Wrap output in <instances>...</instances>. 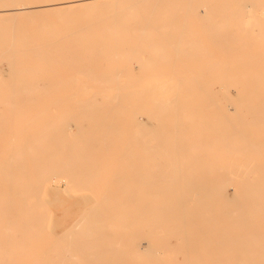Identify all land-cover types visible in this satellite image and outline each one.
<instances>
[{
  "label": "bare ground",
  "instance_id": "obj_1",
  "mask_svg": "<svg viewBox=\"0 0 264 264\" xmlns=\"http://www.w3.org/2000/svg\"><path fill=\"white\" fill-rule=\"evenodd\" d=\"M251 4L264 5V0H0V25L35 21L47 26L62 14L81 16L76 25L63 29L76 34L43 33L30 36L35 42L17 47L49 67H40L36 59L19 60L0 46V66L9 68L5 80L0 72V88L7 84L10 95L18 96L0 103L37 104L41 101L32 95H49L50 88L65 95L57 98L63 114L27 136L18 155L36 149L29 154L35 172L53 166L57 177L65 175V180H51L55 188L50 189L58 192L63 181L68 187L70 182L84 184L87 178L82 176L101 169L104 158L121 165L123 175L114 179L120 187L113 191L122 190L120 206L125 211L119 214L120 224L108 225L119 233L111 237L103 228L84 225L108 220L110 214L84 212L71 231L74 240L69 234L59 259L48 254L44 264H180L172 257L176 252L187 256L189 264H205L196 260L205 255L215 260L213 264H264V52H244L250 58L235 60L232 66L210 59L201 69L182 67L197 61L186 58L200 44L194 20L207 23L195 26L225 51L231 40L253 39L248 28L236 29L245 34L233 36L214 27L216 20L238 17ZM96 8L100 10L95 12ZM130 14L139 17L131 20ZM145 54L150 57L145 59ZM108 57L140 70L169 73L148 78L133 74L132 67L100 68ZM63 61L91 82L77 83V77L69 75L41 87L29 79L31 74L54 72L55 64L50 63ZM147 79L162 81L144 82ZM216 84L228 87L223 102L213 91ZM231 86L242 92L241 100L229 93ZM64 89L86 92L60 91ZM43 113L57 116L50 108ZM232 157L240 161L221 163ZM16 168L27 173L21 158ZM252 174L257 175L255 181ZM227 185H235L236 192L230 193ZM30 193L10 185L0 188V200L7 198L17 208L7 205L1 214L19 218L22 209L31 208L25 203ZM28 223L19 225V231H32L33 220ZM5 230L0 235V245L6 248L0 249V264L10 262L9 256L18 250L20 260L30 246L9 234L10 225ZM94 235L100 236L99 243L90 251ZM172 238L179 241L178 250L171 248ZM143 240L148 241L147 248L142 247Z\"/></svg>",
  "mask_w": 264,
  "mask_h": 264
},
{
  "label": "rangeland",
  "instance_id": "obj_2",
  "mask_svg": "<svg viewBox=\"0 0 264 264\" xmlns=\"http://www.w3.org/2000/svg\"><path fill=\"white\" fill-rule=\"evenodd\" d=\"M234 7L236 6H232L231 9ZM93 10L98 11L100 10V8H96ZM200 11L202 15L205 13L203 8H201ZM245 11L241 15H236L238 17H227L225 19H218V21L216 20V24L214 27L216 28V32L218 33L224 32L228 35L232 34L233 36H241L245 34L241 31H239L238 33L236 29H251L252 31L249 34L253 39L249 40L250 42H243L241 39L231 40L229 42V45L231 44L232 46H230L229 50L225 51L220 46L210 43L206 38L208 33H203L201 29L199 30L200 27L198 28V26H195L196 23L201 24L204 27H206L208 24L196 22L194 20V22L192 23V27L197 29L194 36L199 39L200 44H198L197 47L191 48L192 54L187 56L186 58L196 59L197 61L195 63H189L188 65L183 66L179 64L178 67L181 68L182 66L183 68L189 69H201L205 66L204 62L210 59L223 60L226 62L225 64L232 66L235 60L244 61L245 59L250 58L248 55H244V52H264V5L251 4ZM121 14L126 15L124 11L121 12ZM71 15L73 14H62V17H58L54 21H50V24L47 26H40L35 21L25 22L22 24H20L19 21L6 22L5 24L0 25V46L3 45L2 48H6L8 51L12 50V52L19 56V60L32 61L36 59V57L33 56L29 50L20 51L17 47L20 45L29 44L32 41L35 42V40H30V36H35L43 33L51 32L59 33L61 35L76 34L68 33L63 30L65 27L76 25L78 18L81 17ZM51 17H55V15ZM112 17H114V13H112ZM127 17L132 20L139 17V15L130 14L127 15ZM61 27L63 28L60 31H57V29ZM243 43L249 44L247 46H244ZM196 48L197 50H195ZM53 51L58 53L57 49H54ZM69 57H72V55L69 54L68 58ZM149 57V54H145L144 56L145 59H148ZM36 60L38 61L40 67L46 68V66H50L45 63L40 64V60ZM62 63L52 62L50 63L51 65L55 64V66H52V68H54V72H51L50 70L49 73L45 72L44 74L43 71V73L41 74L42 76L31 74L29 76V79H31V81L33 82H37L41 87H45V85H47L51 81H64L62 79V76L68 77L69 75L76 76L77 83L91 82L86 81L84 78H81L82 75H79L77 72H73V70H71L73 67H68V65L70 64H67V62H65V64L63 61ZM32 64L35 65L34 62H32ZM99 64L100 68L108 69H114L116 67L125 69L128 67H132L135 69L133 74L139 76L142 74L144 76H150L148 78H153V76H155L156 74L162 75L164 77L169 73V71L165 70L161 72L152 70H150L152 72L148 70H140L137 65H133L129 62L123 61H113L110 57ZM35 66H37V64ZM0 70H2L0 72L2 73V77L5 80V76L7 75L6 73L9 72L8 65L3 64L2 66H0ZM148 81H162V79H147L144 82ZM7 86L8 85L6 84L5 87L0 88V101H3L4 99H15L18 97L10 95V93L13 91L10 87ZM227 88L228 87L226 85L221 89L219 84H216L213 87V89H215L213 91L215 93H218L217 95L221 98L222 102L224 101V92L227 91ZM49 91L51 93L49 95H44L42 93H40L39 95H32L34 99H37V102H41L30 106L16 105L12 107L0 103V188L4 189L6 185H10L13 188L16 187L18 189L26 188L32 192L30 193L28 202H25L30 203L31 208L22 209L20 211L21 216L19 218H5L1 214V209L7 208V205H9L10 209L17 210V208L13 207V201L7 198H2L0 200V235L5 234L6 226L10 225L11 233L9 234L12 235L15 240L30 244V246H28L29 249L25 251L20 260V251L18 250L15 253L16 255H12L14 254L12 252V254L8 258L10 262H8L7 264H44L46 259L45 256L48 254L55 260L59 259V256H61L64 252L60 250V247L65 246L68 235L71 234V231H75V228H77L76 221L81 220L84 212L94 211V216L99 213L110 214L108 220L102 219L101 222L95 220V223L84 225L87 227H91V229L103 228L110 234L111 237H113L114 234H118L119 231L114 227L109 228L108 225L111 223H115L117 225L120 224L121 218L119 214L122 213V209L123 211H125V208H122L120 206L121 201L124 199L121 195L122 190L117 191L116 193H114L113 191V189H117V187H120V185H116L114 179H116L117 177L123 178L122 173H120L122 171H119V167L121 165L115 163L113 158H104L100 161V163H102L101 169L90 170V174L82 176L83 179L87 178V181L84 184L79 183L78 185H75L73 182H70L68 187L66 186V183L64 181L61 182V191L58 192L57 190L50 189V186L55 188V185L51 182V180L53 179V177H57L56 167L51 166V168H48L49 170L44 169L45 172L40 174L39 172H35V170L32 168L33 164L30 163L29 157L30 155H32L30 153L36 152L35 146L32 147L35 150L29 151V153L23 152V154L18 155L19 149L21 147H24V144L27 142L24 141V139L26 140L27 136H31L33 134L41 132L45 125H48L51 121L57 119L58 115L63 114V111L58 110L60 105L57 101V98L65 97V95H58L57 93H55L58 92V90L56 89L50 88ZM60 91L86 92L79 89H64ZM87 91H94V89ZM228 91L231 95L233 94V97L235 99L241 100L243 98L242 92H240L234 86L229 87ZM39 92H44V89H41V91ZM46 108H50V111L57 116H54L52 118L51 115L43 113ZM19 158H21V160L26 163L27 173L25 174H23V172H18L16 168ZM221 161V163H238L240 160L234 159V157H232L229 159L225 158L224 160L221 159ZM227 174L228 173L226 172V175ZM64 177L65 175H60L57 178L65 180ZM250 177L251 180L255 181L257 175L252 174L250 175ZM79 181L81 182V177ZM218 183L219 182H214L213 184L216 185ZM75 187L79 188V190H77V188ZM212 187L210 189H212ZM226 187L229 189L230 193L236 192L235 185H227ZM38 201L41 202V204L38 205ZM89 219L90 221L94 220L93 218ZM96 219H98V217ZM29 220H33L35 226L34 229L25 234L22 231L20 232L18 226L24 225V223L29 225ZM80 225L83 226L82 223ZM28 235L30 236V238L26 237ZM71 236L74 240L75 233H72ZM94 238L95 243L94 245H92L90 251H95L94 249L99 243L98 239L100 238V236L94 235ZM115 240L116 238L114 239V241ZM169 243L171 248H176V250L179 249L180 243L175 238L170 239ZM177 244L178 246H176ZM142 247H148L147 240L142 241ZM0 249L5 250L6 248L1 247L0 245ZM172 257L178 259V262L180 264H185L186 259H188L187 256L185 257L183 253L177 252L172 255ZM196 260L202 261L205 264H213V262L215 261L209 259L208 255L198 256L196 257ZM189 261L190 259H188V262L186 264H189ZM192 262H194V259L192 260Z\"/></svg>",
  "mask_w": 264,
  "mask_h": 264
}]
</instances>
